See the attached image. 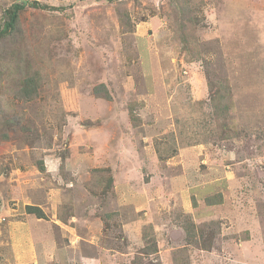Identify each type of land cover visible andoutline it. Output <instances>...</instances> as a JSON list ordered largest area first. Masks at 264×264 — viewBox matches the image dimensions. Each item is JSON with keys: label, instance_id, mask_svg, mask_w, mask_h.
<instances>
[{"label": "rangeland", "instance_id": "obj_1", "mask_svg": "<svg viewBox=\"0 0 264 264\" xmlns=\"http://www.w3.org/2000/svg\"><path fill=\"white\" fill-rule=\"evenodd\" d=\"M38 1L0 37V264H264V0Z\"/></svg>", "mask_w": 264, "mask_h": 264}, {"label": "trees", "instance_id": "obj_2", "mask_svg": "<svg viewBox=\"0 0 264 264\" xmlns=\"http://www.w3.org/2000/svg\"><path fill=\"white\" fill-rule=\"evenodd\" d=\"M28 4H31L32 6L39 7V8H48L49 9H55L56 6L42 4L40 1L35 0L33 2H30L29 0H24L21 2H15L10 7H8L5 12L7 15V19L0 28V37H9L12 36V34L15 31H18V13L20 10L25 8ZM39 72H35V74L30 77L28 80H26L25 85L23 86L26 90V93L35 96L37 93L38 88L40 89V82H39ZM97 90V88H95ZM221 111V110H220ZM39 169L41 171H45V166L42 162H39ZM205 201L208 205H216L221 204L223 202V196L221 193L209 195L205 198ZM197 204V203H195ZM26 211L36 213L39 217H46V213L44 210L36 205L27 204L26 205Z\"/></svg>", "mask_w": 264, "mask_h": 264}, {"label": "crops", "instance_id": "obj_3", "mask_svg": "<svg viewBox=\"0 0 264 264\" xmlns=\"http://www.w3.org/2000/svg\"><path fill=\"white\" fill-rule=\"evenodd\" d=\"M66 217H65V219L64 220H62L63 222H66V223H68V224H70V229H72L73 230V232H74V229H76L78 226H79V222L81 221L80 220V218H79V216L77 215V213H75V212H73V213H70V214H68V215H65ZM66 218H67V220L68 221H66ZM69 231H67V233H68ZM70 233H72V232H70ZM71 236V235H70ZM52 238H54V237H52ZM51 237H49V244H47V246L46 247H49V245H51V243H50V239H52ZM20 238H18V240H19ZM52 246V245H51Z\"/></svg>", "mask_w": 264, "mask_h": 264}]
</instances>
